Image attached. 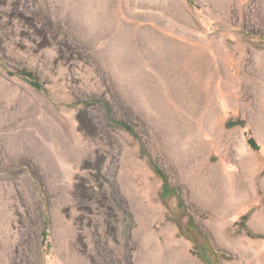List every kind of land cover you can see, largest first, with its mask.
<instances>
[{
	"label": "rangeland",
	"instance_id": "1",
	"mask_svg": "<svg viewBox=\"0 0 264 264\" xmlns=\"http://www.w3.org/2000/svg\"><path fill=\"white\" fill-rule=\"evenodd\" d=\"M200 244L264 264V0H0V264Z\"/></svg>",
	"mask_w": 264,
	"mask_h": 264
},
{
	"label": "trees",
	"instance_id": "2",
	"mask_svg": "<svg viewBox=\"0 0 264 264\" xmlns=\"http://www.w3.org/2000/svg\"><path fill=\"white\" fill-rule=\"evenodd\" d=\"M27 75H29V74H27ZM32 84H33V85H37L36 82H32ZM166 192H167V191H166ZM42 235H43V237L46 235L45 229H43V231H42ZM190 238H191L192 241L195 243V240H194L192 237H190ZM199 246H200V250H199L198 255H199V257L201 258V260H202L205 264H212L211 261H210V259H209V257L206 255L207 251H209V250H208V249H209L208 246L205 245V244H200Z\"/></svg>",
	"mask_w": 264,
	"mask_h": 264
}]
</instances>
